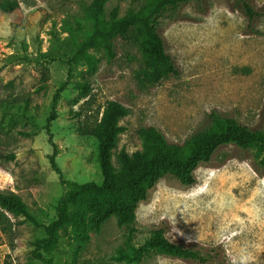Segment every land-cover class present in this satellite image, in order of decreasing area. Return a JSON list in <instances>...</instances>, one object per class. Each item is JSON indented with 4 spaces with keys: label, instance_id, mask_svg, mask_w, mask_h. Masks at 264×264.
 I'll use <instances>...</instances> for the list:
<instances>
[{
    "label": "rangeland",
    "instance_id": "374dc122",
    "mask_svg": "<svg viewBox=\"0 0 264 264\" xmlns=\"http://www.w3.org/2000/svg\"><path fill=\"white\" fill-rule=\"evenodd\" d=\"M17 1L12 13L0 9V191L18 195L35 222L53 220L72 185L102 182L96 140L84 131L99 121L108 100L128 109L119 121L124 130L114 164L119 150L142 148L137 130L144 126L181 144L209 130L216 113L264 133V16L250 21L231 0H207L204 13L193 3L166 9L156 25L177 76L140 84L135 74L142 55L131 40L118 38L112 59L90 50L98 59L94 72L82 61L71 62L68 85L54 103L91 0ZM251 2L264 10V0ZM114 6L123 14L138 2L108 0L106 12ZM86 80L87 94L74 86ZM53 103L50 130L59 173L51 167L53 148L45 131ZM194 176L190 185L170 175L160 178L138 202L132 225L119 226L111 216L87 239L77 242L60 232L53 249L38 253L50 264H264V174L253 150L223 145L197 165ZM155 229L208 260L199 263L152 246L128 259ZM43 236L30 219L4 212L0 264H45L31 253L32 242Z\"/></svg>",
    "mask_w": 264,
    "mask_h": 264
},
{
    "label": "trees",
    "instance_id": "16d2710c",
    "mask_svg": "<svg viewBox=\"0 0 264 264\" xmlns=\"http://www.w3.org/2000/svg\"><path fill=\"white\" fill-rule=\"evenodd\" d=\"M108 0H91L84 6L82 38L76 44L72 56L67 60V79L62 82L53 95L55 103L60 93L67 87L72 61H82L91 70L97 69L98 59L90 50L103 51L106 58L115 57V40H131L142 55V64L135 77L142 85H153L161 80L177 76L178 68L166 52L164 39L156 21L166 9L193 3L197 10L204 13L207 0H133L136 8L129 7L123 14L117 6L107 13L105 3ZM233 8L252 21L264 16V10L256 7L251 0H231ZM19 8L17 0H0V9L12 13ZM76 89L86 94L90 91L88 80L76 83ZM51 116L46 119L45 131L52 145L50 164L59 173L55 164L56 153L51 122L56 116L55 104ZM128 109L115 100H108L104 105L99 121L85 129L84 134L93 136L97 145V161L101 170L102 182H86L72 185L55 207V218L47 224L35 222L22 199L12 193L0 191V223L4 212L13 217L23 215L41 226L42 238L32 242V255L45 264L50 261L39 250L49 251L58 243L60 232L71 233L77 242L87 239L88 231L98 232L105 221L113 216L119 226L132 225L139 201L145 199L149 189L163 176L170 175L184 185L195 182L194 169L201 162H208L215 151L223 145H234L240 149H252L264 174V133L252 129L233 118H224L216 113L210 115L212 126L209 130L194 135L181 144L170 143L164 134L153 126L140 127L137 130L142 148L133 153L124 149L116 154L117 163L112 161L117 136L124 130L119 121L126 116ZM264 114V111H263ZM7 157V156H6ZM12 157V155H9ZM22 224V220L16 224ZM6 225H3L5 227ZM147 246L199 263L206 262L200 250L192 246L178 244L165 235L162 229H155L145 240L141 249L126 255L136 259L139 251ZM130 261V262H131Z\"/></svg>",
    "mask_w": 264,
    "mask_h": 264
}]
</instances>
